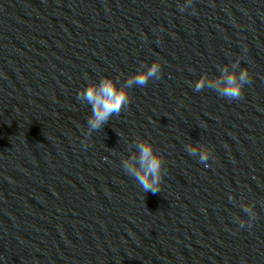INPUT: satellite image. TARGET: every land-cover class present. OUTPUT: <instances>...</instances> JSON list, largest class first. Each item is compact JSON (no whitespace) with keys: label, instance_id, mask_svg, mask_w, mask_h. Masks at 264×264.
Wrapping results in <instances>:
<instances>
[{"label":"clouds","instance_id":"clouds-1","mask_svg":"<svg viewBox=\"0 0 264 264\" xmlns=\"http://www.w3.org/2000/svg\"><path fill=\"white\" fill-rule=\"evenodd\" d=\"M188 6L193 7V14L195 9L193 0H188ZM181 12L186 11L184 7H179ZM238 66V65H237ZM227 73V69H224ZM161 75V65L159 61L153 62L146 71H141L130 77L125 86L117 87L114 81L110 78L101 79L100 83L89 84L85 89L77 94V100L86 101L91 105V115L88 118V132L86 135H91V132L98 131L106 124L112 115H119L131 102L127 89L132 86L143 87L146 86L150 79H159ZM252 75L247 67L241 68L239 75L227 74L223 81L217 79L215 81H207L206 79L199 80L195 85V91H200L205 87L212 88L218 92V95L229 100L243 99L244 86L250 84ZM138 150V164H134L132 160H125L123 168L125 172L132 176L141 186L144 193L151 192L157 194L161 191L163 176L167 174L164 169L163 156L157 152L154 145L147 139H142L137 144ZM189 155L196 156L198 149L195 146H188L186 148ZM209 150L199 152V161L206 163L209 160ZM136 158L133 157V160ZM243 211L251 216V221L248 225L251 226L252 221L257 219L256 213L250 207H245ZM241 228L245 226L243 222L239 224Z\"/></svg>","mask_w":264,"mask_h":264}]
</instances>
